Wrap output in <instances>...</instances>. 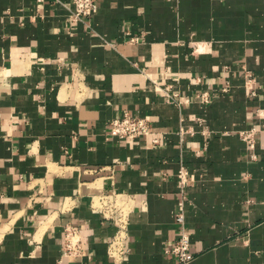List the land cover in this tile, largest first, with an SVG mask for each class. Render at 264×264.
<instances>
[{
	"label": "crops",
	"instance_id": "obj_1",
	"mask_svg": "<svg viewBox=\"0 0 264 264\" xmlns=\"http://www.w3.org/2000/svg\"><path fill=\"white\" fill-rule=\"evenodd\" d=\"M71 9L0 0V264H112L116 228L92 206L110 194L128 201L122 264H178L182 229L189 264H264V0H98L77 23ZM125 114L158 143L110 136Z\"/></svg>",
	"mask_w": 264,
	"mask_h": 264
},
{
	"label": "built area",
	"instance_id": "obj_2",
	"mask_svg": "<svg viewBox=\"0 0 264 264\" xmlns=\"http://www.w3.org/2000/svg\"><path fill=\"white\" fill-rule=\"evenodd\" d=\"M71 5L72 9L69 20L75 23L89 21L98 11V0H71ZM222 90L224 92L229 90L228 83L225 84ZM252 95L254 94L252 93ZM197 97L202 103H209L211 99L210 93L207 92L199 94ZM169 99L172 101L174 98ZM109 134L112 137L124 141L150 139L152 144H157L159 141V138L154 136L152 132L151 122L149 120L129 114L112 120L109 123ZM254 135L255 132L253 130L240 132L241 139L250 150H253L255 147ZM187 175L184 167H180L178 173L179 186H184L188 183ZM95 200L97 205L93 202V208L98 209L104 219L110 221L116 228L114 236L107 248L108 257L112 261V264H122L126 253L124 243L128 226V201L115 194L100 195ZM175 222L182 228L183 213L181 208L175 216ZM63 253L71 257L82 254V247L75 228H66L65 230ZM166 253L173 255L177 259L178 264H189L193 260L194 257L190 252V239L183 229L172 247L166 250Z\"/></svg>",
	"mask_w": 264,
	"mask_h": 264
},
{
	"label": "bare ground",
	"instance_id": "obj_3",
	"mask_svg": "<svg viewBox=\"0 0 264 264\" xmlns=\"http://www.w3.org/2000/svg\"><path fill=\"white\" fill-rule=\"evenodd\" d=\"M95 205H97L96 200H95Z\"/></svg>",
	"mask_w": 264,
	"mask_h": 264
}]
</instances>
